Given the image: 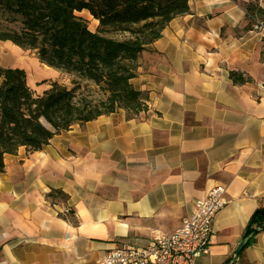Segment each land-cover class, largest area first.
<instances>
[{"label": "crops", "instance_id": "1", "mask_svg": "<svg viewBox=\"0 0 264 264\" xmlns=\"http://www.w3.org/2000/svg\"><path fill=\"white\" fill-rule=\"evenodd\" d=\"M249 1L264 10V0H188L190 13L145 48L130 80L147 95L145 113L99 116L4 156L0 264H96L122 244L145 246L215 185L225 204L195 264H264V233L236 253L264 204V28L245 29ZM20 51L0 41V67Z\"/></svg>", "mask_w": 264, "mask_h": 264}, {"label": "trees", "instance_id": "2", "mask_svg": "<svg viewBox=\"0 0 264 264\" xmlns=\"http://www.w3.org/2000/svg\"><path fill=\"white\" fill-rule=\"evenodd\" d=\"M245 29L264 24L256 1L240 3ZM97 21L91 31L78 16ZM190 13L188 0H0V41L35 52L38 61L71 77L70 85L50 82L35 94L22 69L0 67V173L4 156L19 147L41 150L73 125L122 110L129 118L147 111V95L130 84L145 48L174 18ZM239 82L235 73H230ZM92 86L99 98L83 94ZM63 196L52 190L48 197ZM264 233V204L245 226V245ZM234 264V263H232Z\"/></svg>", "mask_w": 264, "mask_h": 264}, {"label": "built area", "instance_id": "3", "mask_svg": "<svg viewBox=\"0 0 264 264\" xmlns=\"http://www.w3.org/2000/svg\"><path fill=\"white\" fill-rule=\"evenodd\" d=\"M263 28L264 24L254 25L256 30ZM224 194L222 185L213 186L205 197L190 203L188 214L173 232H155L145 246L122 244L106 252L96 264H195L198 257L208 253L212 221L225 204Z\"/></svg>", "mask_w": 264, "mask_h": 264}, {"label": "rangeland", "instance_id": "4", "mask_svg": "<svg viewBox=\"0 0 264 264\" xmlns=\"http://www.w3.org/2000/svg\"><path fill=\"white\" fill-rule=\"evenodd\" d=\"M88 28L91 31L94 30L90 21L88 22ZM7 55L11 58V68L22 69L25 72L27 85L35 94H41L44 91L43 88L52 81L58 84L65 85L64 83H66L70 85L71 77L69 75L41 64L33 51L21 50L19 53L7 52ZM81 92L85 95L87 93L90 94L94 100L99 98L97 90L92 86H89L88 90H82Z\"/></svg>", "mask_w": 264, "mask_h": 264}, {"label": "water", "instance_id": "5", "mask_svg": "<svg viewBox=\"0 0 264 264\" xmlns=\"http://www.w3.org/2000/svg\"><path fill=\"white\" fill-rule=\"evenodd\" d=\"M244 242H245V241H242V242L238 245L237 250H236V253H238V252L244 247Z\"/></svg>", "mask_w": 264, "mask_h": 264}]
</instances>
